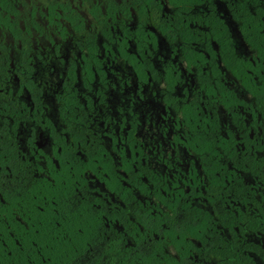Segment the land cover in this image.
<instances>
[{
    "label": "flooded vegetation",
    "instance_id": "obj_1",
    "mask_svg": "<svg viewBox=\"0 0 264 264\" xmlns=\"http://www.w3.org/2000/svg\"><path fill=\"white\" fill-rule=\"evenodd\" d=\"M76 175L69 264H264V0H0L8 241Z\"/></svg>",
    "mask_w": 264,
    "mask_h": 264
},
{
    "label": "trees",
    "instance_id": "obj_2",
    "mask_svg": "<svg viewBox=\"0 0 264 264\" xmlns=\"http://www.w3.org/2000/svg\"><path fill=\"white\" fill-rule=\"evenodd\" d=\"M86 185L85 179L74 177L71 203L67 193L62 199L60 192L43 187L39 204L31 206L28 228H13L9 241L0 217V264H69L86 254L96 241L90 224L99 223L88 209L94 203L88 200ZM12 205L19 206V200ZM56 230L62 235L59 241L54 240Z\"/></svg>",
    "mask_w": 264,
    "mask_h": 264
}]
</instances>
